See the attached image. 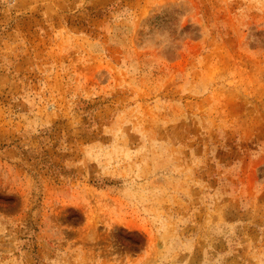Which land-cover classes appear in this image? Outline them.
I'll list each match as a JSON object with an SVG mask.
<instances>
[{
  "label": "rangeland",
  "instance_id": "1",
  "mask_svg": "<svg viewBox=\"0 0 264 264\" xmlns=\"http://www.w3.org/2000/svg\"><path fill=\"white\" fill-rule=\"evenodd\" d=\"M0 264H264V0H0Z\"/></svg>",
  "mask_w": 264,
  "mask_h": 264
}]
</instances>
